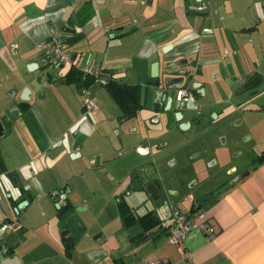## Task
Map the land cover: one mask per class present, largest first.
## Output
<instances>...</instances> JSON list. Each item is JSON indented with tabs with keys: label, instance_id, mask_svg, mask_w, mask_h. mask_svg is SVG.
Listing matches in <instances>:
<instances>
[{
	"label": "crops",
	"instance_id": "obj_1",
	"mask_svg": "<svg viewBox=\"0 0 264 264\" xmlns=\"http://www.w3.org/2000/svg\"><path fill=\"white\" fill-rule=\"evenodd\" d=\"M54 35L79 69L103 70L108 80L138 87L150 105L152 83L171 63L189 67L188 80L206 86L202 126L214 125L185 149L187 156L202 157L197 168H226L212 161L236 95L253 111L264 110V0H0V121L8 116L11 122L0 137V264H144L156 258L264 264V163L209 195L196 213L188 202L169 207L152 198L151 204L145 192L137 194L148 182L135 178L147 161L136 153L138 136L129 130L137 121L121 123L120 109L100 85L93 86L99 110L86 113L81 88L66 84L71 67L55 68L38 49ZM15 106L17 117L10 114ZM95 187L105 188L103 198H115L118 209L125 200L137 217L153 212L158 224L145 241L130 240L120 210L122 234L94 236L91 211L102 191ZM56 193L66 197L60 208ZM174 209L207 222L217 237L209 241L194 229L182 245H170ZM14 220L20 226L7 230L5 223Z\"/></svg>",
	"mask_w": 264,
	"mask_h": 264
},
{
	"label": "flooded vegetation",
	"instance_id": "obj_2",
	"mask_svg": "<svg viewBox=\"0 0 264 264\" xmlns=\"http://www.w3.org/2000/svg\"><path fill=\"white\" fill-rule=\"evenodd\" d=\"M168 68L163 78L159 77L152 83L151 89L154 92L151 105L145 95L142 98L140 93L138 109L131 114V104L127 103L124 110L113 99L121 111V123L137 121V126L129 130L138 136L136 153L147 159L135 178L140 183H144L147 178L148 182L141 186L137 194L142 195L145 192L153 204L154 197L148 189L151 185L157 200L164 205L173 207L179 202H188L189 210L194 211L206 202L209 195H217L228 185L248 175L257 164L262 163L264 152L258 154L251 161V165L245 167H239L235 163L225 166L224 169H209L210 164L205 170L197 168L196 164L202 157L195 158L196 153L187 156L185 149L199 143L201 131L213 129L212 121L210 126H202L205 121L204 105L199 101L208 100L206 86L204 83L188 80L193 72L187 66L180 69ZM107 86L108 84L104 87ZM98 110L99 103L96 111ZM190 113H194V117L190 118ZM177 135L181 136L178 141L175 139ZM176 168L180 169L178 173L174 172ZM134 210L135 208L132 209L133 212ZM151 213L153 212L146 215ZM14 221H17L15 230L20 224L18 220Z\"/></svg>",
	"mask_w": 264,
	"mask_h": 264
},
{
	"label": "rangeland",
	"instance_id": "obj_3",
	"mask_svg": "<svg viewBox=\"0 0 264 264\" xmlns=\"http://www.w3.org/2000/svg\"><path fill=\"white\" fill-rule=\"evenodd\" d=\"M66 84L78 87L73 82ZM263 102L261 100L259 104H264ZM252 106V103L248 104L237 95L233 98V104L231 106L227 105L230 117L223 122V124H226L220 126L221 133L218 135L217 147L214 153L215 159L212 161L215 168H219L222 164L226 167L235 163L239 164V167L251 165V161L255 160L258 154L264 151V110L255 112ZM109 153L111 154V152ZM116 166H118L117 163L111 165V168ZM100 189L102 190L100 191L101 196L98 195L100 199L91 211L94 236H101L103 231L122 234L118 202L115 198L112 200L103 198L104 194L102 193L105 188L95 187L98 192Z\"/></svg>",
	"mask_w": 264,
	"mask_h": 264
},
{
	"label": "built area",
	"instance_id": "obj_4",
	"mask_svg": "<svg viewBox=\"0 0 264 264\" xmlns=\"http://www.w3.org/2000/svg\"><path fill=\"white\" fill-rule=\"evenodd\" d=\"M38 49L43 54L47 63L51 64L55 68L60 69L64 66H70L71 68L76 67L79 69L78 63H76L73 54L70 52L60 35H54L51 39L41 42L38 45ZM81 71L84 73L85 78L87 75L94 77V83L92 85L83 86L80 89L85 111L86 113H92L98 109V99L94 93L93 86H106L108 84V80L103 70L94 71L92 68L88 67L86 69H82ZM10 197L17 198L14 197L13 194H10ZM54 198L59 204L61 201L65 200V194L60 195L56 193L54 194ZM16 225L17 221H11L10 223L6 222L5 228L13 231ZM194 229L202 230L207 235L209 241L214 240L218 234L216 229L208 225L207 222L203 221L198 223L192 220L189 214L183 213L179 209H174L172 225L167 241L172 246L182 245ZM144 264H169V261L167 258H156Z\"/></svg>",
	"mask_w": 264,
	"mask_h": 264
},
{
	"label": "trees",
	"instance_id": "obj_5",
	"mask_svg": "<svg viewBox=\"0 0 264 264\" xmlns=\"http://www.w3.org/2000/svg\"><path fill=\"white\" fill-rule=\"evenodd\" d=\"M67 82L76 83L80 88H82L83 86L92 85L94 83V77L87 75L85 78V75L81 70L76 67H72L67 75ZM107 88L122 109L126 110L125 107L128 105L127 103H129L133 107L131 114L135 113V109H138L140 96L138 87H131L120 84L114 80H109ZM262 163H264V159ZM119 210L122 216L124 228L129 232L130 240L134 243L145 241L148 237L146 236V233L150 232V230L158 224L153 213L137 217L134 215L130 206L124 201L119 204ZM197 211L198 209L191 211V213H196Z\"/></svg>",
	"mask_w": 264,
	"mask_h": 264
},
{
	"label": "water",
	"instance_id": "obj_6",
	"mask_svg": "<svg viewBox=\"0 0 264 264\" xmlns=\"http://www.w3.org/2000/svg\"><path fill=\"white\" fill-rule=\"evenodd\" d=\"M183 64L181 63V62H173V63H171L170 64V66L169 67H178V66H182ZM156 67H158L157 65H155V68L153 69V77H157L156 76V73H157V68ZM155 74V75H154ZM41 77L40 76H38L37 78H36V82L40 85L41 84ZM26 99V98H25ZM21 112H20V110H19V108L17 107V106H15V107H13L11 110H10V114L13 116V117H17L19 114H20ZM11 126V122L9 121V119H8V116H5V117H3L2 118V120L0 121V137H2L3 135H4V133H5V129L6 128H9ZM13 179V178H12ZM13 181H14V179H13ZM148 189L150 190V193L153 195V197L155 198V199H157V197L154 195V189H152V186L151 185H149L148 186ZM66 198V197H65ZM28 204V202L26 201V202H24V203H22L20 206H19V208H17L16 209V211H17V213H19V210L20 209H22L23 208V206H26ZM57 207L58 208H60V204H58V202H57ZM78 211H81V209H78ZM66 234H68V232H65V233H62V236H64V235H66ZM16 261H17V259H12V260H5L4 261V264H14V263H16Z\"/></svg>",
	"mask_w": 264,
	"mask_h": 264
}]
</instances>
